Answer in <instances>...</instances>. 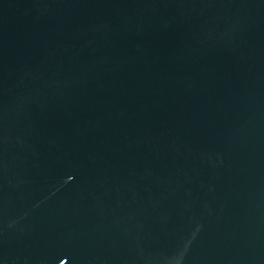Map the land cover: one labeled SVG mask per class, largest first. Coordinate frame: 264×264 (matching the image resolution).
Wrapping results in <instances>:
<instances>
[{"label":"water","instance_id":"water-1","mask_svg":"<svg viewBox=\"0 0 264 264\" xmlns=\"http://www.w3.org/2000/svg\"><path fill=\"white\" fill-rule=\"evenodd\" d=\"M0 264H264V0H0Z\"/></svg>","mask_w":264,"mask_h":264}]
</instances>
